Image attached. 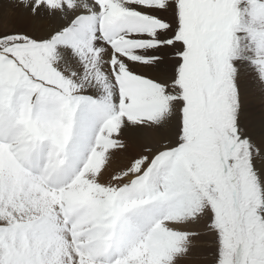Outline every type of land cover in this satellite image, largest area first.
Segmentation results:
<instances>
[{
  "label": "snow or ice",
  "instance_id": "6c2138e0",
  "mask_svg": "<svg viewBox=\"0 0 264 264\" xmlns=\"http://www.w3.org/2000/svg\"><path fill=\"white\" fill-rule=\"evenodd\" d=\"M8 7L0 264H264V0Z\"/></svg>",
  "mask_w": 264,
  "mask_h": 264
},
{
  "label": "bare ground",
  "instance_id": "6f19581e",
  "mask_svg": "<svg viewBox=\"0 0 264 264\" xmlns=\"http://www.w3.org/2000/svg\"><path fill=\"white\" fill-rule=\"evenodd\" d=\"M0 18L2 22L15 24L21 29L26 27L24 19L18 16L13 9L8 7V0H0ZM249 111L257 115L261 111H264V100H262L258 94L250 98Z\"/></svg>",
  "mask_w": 264,
  "mask_h": 264
},
{
  "label": "rangeland",
  "instance_id": "374dc122",
  "mask_svg": "<svg viewBox=\"0 0 264 264\" xmlns=\"http://www.w3.org/2000/svg\"><path fill=\"white\" fill-rule=\"evenodd\" d=\"M0 21H2L1 18ZM191 264H211L210 249L205 245L200 250L194 252Z\"/></svg>",
  "mask_w": 264,
  "mask_h": 264
}]
</instances>
